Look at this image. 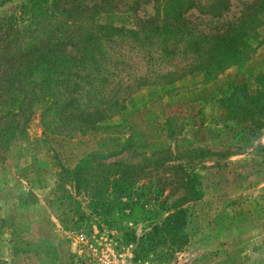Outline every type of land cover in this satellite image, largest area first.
<instances>
[{"label": "rangeland", "instance_id": "rangeland-1", "mask_svg": "<svg viewBox=\"0 0 264 264\" xmlns=\"http://www.w3.org/2000/svg\"><path fill=\"white\" fill-rule=\"evenodd\" d=\"M25 1L0 0V16ZM254 1L231 0L222 22L237 19ZM144 8L141 15L153 12ZM248 38L251 48L238 64L139 91L126 128L65 137L44 133L34 119L0 164V264H90L102 252L122 264H264V129L247 132L227 119L222 104L242 83L255 91L254 78L264 75V13ZM128 56L137 75L167 70L132 51ZM128 137L131 148L111 161L140 166L142 179L112 199L104 224L76 225L62 167L115 151ZM187 179L200 183V198L185 201L180 183ZM181 205L187 246L167 259L159 252L137 259L142 237Z\"/></svg>", "mask_w": 264, "mask_h": 264}, {"label": "trees", "instance_id": "trees-1", "mask_svg": "<svg viewBox=\"0 0 264 264\" xmlns=\"http://www.w3.org/2000/svg\"><path fill=\"white\" fill-rule=\"evenodd\" d=\"M146 6L153 12L141 15ZM231 6V0H26L9 9L0 16V164L34 119L44 133L65 137L126 128L139 91L242 62L264 0L222 22ZM115 16L127 22L109 20ZM129 51L167 70L137 75ZM254 79L255 91L242 83L222 99L227 119L252 134L264 129V75ZM129 137L115 151L90 154L74 169L62 167L76 225L104 224L112 199L142 179L140 166L111 161L131 148ZM199 185L180 183L185 201L201 197ZM187 225L181 205L142 237L137 259L157 252L167 259L185 248Z\"/></svg>", "mask_w": 264, "mask_h": 264}, {"label": "built area", "instance_id": "built-area-1", "mask_svg": "<svg viewBox=\"0 0 264 264\" xmlns=\"http://www.w3.org/2000/svg\"><path fill=\"white\" fill-rule=\"evenodd\" d=\"M115 258L116 256L111 258L109 254L102 252V254L98 256L97 261H94L95 258H92L90 264H122L120 261H116Z\"/></svg>", "mask_w": 264, "mask_h": 264}]
</instances>
